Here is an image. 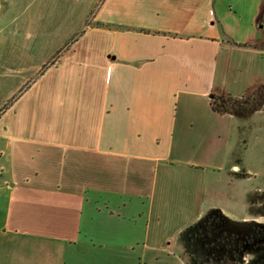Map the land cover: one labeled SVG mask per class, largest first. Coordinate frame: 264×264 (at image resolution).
I'll list each match as a JSON object with an SVG mask.
<instances>
[{"label":"crops","instance_id":"crops-1","mask_svg":"<svg viewBox=\"0 0 264 264\" xmlns=\"http://www.w3.org/2000/svg\"><path fill=\"white\" fill-rule=\"evenodd\" d=\"M262 86L264 0H0V264H162L168 224L183 257L211 213L264 227V103L211 106Z\"/></svg>","mask_w":264,"mask_h":264},{"label":"rangeland","instance_id":"rangeland-1","mask_svg":"<svg viewBox=\"0 0 264 264\" xmlns=\"http://www.w3.org/2000/svg\"><path fill=\"white\" fill-rule=\"evenodd\" d=\"M262 94H264V91L260 92L257 95V100H258V104L260 102V97L262 96ZM252 99V93L250 95L244 96L242 98H237V99H229L228 101L230 103H233L235 106H243L245 104V101L247 99ZM226 97H222L218 100H225ZM232 100V101H230ZM264 119V115L261 116ZM252 137V136H250ZM256 139L254 138V141L249 143V149H248V154H247V163L253 167L259 165L260 164H264V159L260 158L261 156L264 155V139L263 142L260 141V145L257 147ZM259 148V149H258ZM257 154L259 155V157H256ZM264 157V156H263ZM255 169L257 170V168L255 167ZM260 171L259 175H257V178L252 180L251 182L249 181L248 185L250 186L253 185L255 187H261L262 190H264V167H260L259 170ZM250 207V209H249ZM247 212H249L250 210L252 211L254 206H252L251 204L249 205ZM261 208L264 209V206H262ZM253 213V212H252ZM247 221L242 220L240 218H236L235 216L228 218L226 220V224H225V230H227L229 233L232 234V236L237 237L234 241L233 244H235L236 242H238L239 246H241L242 251H250L251 254V258H249V260L251 261H255L254 259H264V248L261 247L259 249H252L253 245L255 244V238H254V226L255 225H251V228H249V226H247L246 224ZM205 224V223H203ZM179 225V224H178ZM173 226L172 224H168L167 226H165L164 228V236L168 235L171 236L170 240H168L167 245L170 247V252H165L164 251V255H156L155 253L151 256V260L150 262L154 261L157 257L162 259L161 263L162 264H182L181 260H183L184 262H186V259H188V263L191 264V257L190 255L192 254V256L194 257H198V261L197 263H206L210 262L208 260L209 254L212 257L211 259L216 261L215 259L219 260L222 259V262L220 261L221 264H232L233 260H232V256L229 255L227 257H223V250L219 249V250H215L212 248L214 246H218L219 244V234L221 232V227L217 225V223L213 222L209 224V228L208 230H205L204 225L201 227H198V225H196L191 232L189 233L190 236L192 235V237L195 236H199L200 240L203 239L204 240V245L207 246L208 249H210L209 251H203L201 245L199 243H194L193 244V248L190 250V255L187 254L185 255V257L180 256L182 253L181 251H185L186 250V245H181L183 244L184 240L178 235L179 232H173ZM207 227V226H206ZM247 230V231H246ZM199 232V235L196 234V232ZM208 231V232H207ZM213 231L215 232V234H213ZM174 233V234H173ZM180 237V238H179ZM198 238V237H197ZM180 240V243H179ZM194 241V239H193ZM223 242V241H221ZM170 243V245H169ZM260 245V244H259ZM165 246V245H164ZM184 247V249H182V247ZM261 246V245H260ZM258 246V247H260ZM257 248V247H256ZM210 252V253H209ZM205 253V254H203ZM225 258V260L223 261V259ZM217 262V261H216ZM246 260H240L235 262V264H245ZM218 263V262H217ZM262 263V262H261ZM153 264V262H152ZM214 264V263H211ZM264 264V263H262Z\"/></svg>","mask_w":264,"mask_h":264},{"label":"trees","instance_id":"trees-1","mask_svg":"<svg viewBox=\"0 0 264 264\" xmlns=\"http://www.w3.org/2000/svg\"><path fill=\"white\" fill-rule=\"evenodd\" d=\"M262 91H264V86L258 88L256 91H254L252 93V99L250 100L248 98L245 101V104L243 106H235L233 103H230L228 101L230 99L229 97H226V99L223 101L222 100H212V103H211L212 110L215 112H218L220 114H225V113L230 114L233 112H243V111H249V110H260L263 106V103H264V94H262V96L260 97L259 104H258V100L256 97ZM230 101H232V100H230ZM254 202L257 204V200H255ZM258 213L260 215H264V209L260 207L258 210ZM213 222L217 223L218 227L219 226L221 227V232H220L219 237H218L219 244H218V246H214L212 248V250L213 249H215V250L222 249L223 250V257H227V256L231 255L232 260H233L232 264H235V262H237V261L246 259L247 255L249 254V252L251 250L250 251H242L241 246L238 245L239 244L238 242L233 244L234 241H236L235 239L237 237L232 236L231 233H229L227 230H225L226 218L224 217V215L221 212L211 213L204 220H202L201 222H199L196 225H198V227H201L204 225L205 230H208L209 224L213 223ZM203 223H205V224H203ZM196 225H193L192 227L189 228V230H188L189 236H190L189 233L191 232V230ZM248 226H249V228H251V225H248ZM196 234L199 235V232L197 231ZM213 234H215L214 231H213ZM254 238H255V244L253 245L252 249H259V248L264 246V227L254 226ZM193 239H194V241H193ZM197 239L200 240L199 236H195V237H192V235L190 236V243H189L190 245L189 246L191 248H193L194 243H199L204 252L210 250L207 248V246L204 245L203 239H201V241H199ZM221 241H223V242H221ZM258 246H260V247H258ZM203 254H205V253H203ZM211 258L212 257L209 254L208 259H210V260H208V261H214ZM191 259H192V261L194 259V257L192 255H191ZM215 260L219 264H221L220 261L222 262V259H220V261L217 259H215ZM224 260H225V258L223 259V261ZM261 262L264 263V259H261L257 263H254V264H262ZM203 264H205V263L203 262Z\"/></svg>","mask_w":264,"mask_h":264},{"label":"flooded vegetation","instance_id":"flooded-vegetation-1","mask_svg":"<svg viewBox=\"0 0 264 264\" xmlns=\"http://www.w3.org/2000/svg\"><path fill=\"white\" fill-rule=\"evenodd\" d=\"M190 245V244H189ZM189 248H190V250L192 249L190 246H189ZM190 255V254H189ZM192 255V254H191ZM191 255H190V257H191ZM194 257V256H193ZM198 257H194V259H193V261H195V262H197L198 261Z\"/></svg>","mask_w":264,"mask_h":264}]
</instances>
